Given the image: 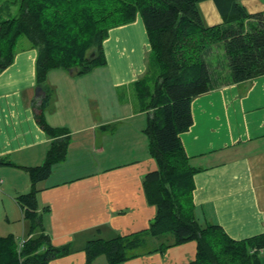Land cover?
I'll return each instance as SVG.
<instances>
[{
	"label": "crops",
	"instance_id": "crops-1",
	"mask_svg": "<svg viewBox=\"0 0 264 264\" xmlns=\"http://www.w3.org/2000/svg\"><path fill=\"white\" fill-rule=\"evenodd\" d=\"M240 4L264 23V0ZM198 7L207 26L222 23L212 0ZM25 43L16 46L12 64L0 72V236L16 241L26 232L16 198L30 190L19 167L41 165L51 143L35 118L41 95H35L37 50ZM216 48L203 57L216 81L192 100V125L179 138L190 164L200 169L192 192L197 221L217 224L241 241L264 233V76L232 83L224 50L214 53ZM103 50L105 65L87 75L55 69L46 76L54 97L45 122L66 129L70 139L64 160L36 185V202L51 245L72 243L73 248L48 264H88L83 248L95 235L140 232L156 213L142 187L143 176L157 168L144 134L151 111L133 100L150 51L140 16L110 29ZM117 147L127 159L98 168L96 158L109 163ZM86 161L94 164L92 170L76 168ZM71 165L74 169L67 170ZM195 254L196 243L190 241L122 264H190ZM91 264L107 262L100 256Z\"/></svg>",
	"mask_w": 264,
	"mask_h": 264
},
{
	"label": "trees",
	"instance_id": "trees-1",
	"mask_svg": "<svg viewBox=\"0 0 264 264\" xmlns=\"http://www.w3.org/2000/svg\"><path fill=\"white\" fill-rule=\"evenodd\" d=\"M19 1L17 15L11 18L9 6H0V72L12 64L21 37L37 50L35 86L43 93L35 118L51 143L41 165L19 167L30 181V190L16 198L26 232L21 248L12 235L0 236V264H48L72 252V243L51 245L36 202V185L64 160L70 139L66 129L45 122L44 112L54 97L46 76L61 69L79 77L104 66L103 42L109 30L134 22L138 15L150 51L137 96L141 109L151 111L144 134L157 166L143 176L142 187L156 213L140 232L106 239L94 234L83 248L86 262L104 255L107 264H122L194 241L196 254L190 264H261L258 252L264 249V233L234 241L219 225L197 221L192 192L193 176L200 169L190 164L179 135L192 125V100L212 90L203 59L207 51L222 45L232 83L264 76L262 16L249 14L241 0H212L222 19L214 26H207L199 11V3L206 0Z\"/></svg>",
	"mask_w": 264,
	"mask_h": 264
},
{
	"label": "rangeland",
	"instance_id": "rangeland-1",
	"mask_svg": "<svg viewBox=\"0 0 264 264\" xmlns=\"http://www.w3.org/2000/svg\"><path fill=\"white\" fill-rule=\"evenodd\" d=\"M19 4H20V1L19 0H0V6H9V11H10V15H9V17L11 18V17H14V16H16L17 15V12H18V8H19ZM7 16H5V18H6ZM25 42H29L26 38H24V37H21L20 38V40H19V42H18V46H23V45H26V43ZM223 50V47H222V45H219V48H216V49H213V51H214V53H216V52H221ZM207 52H209V51H207ZM206 52V53H207ZM205 53V54H206ZM225 60H226V57H225ZM227 62V61H226ZM222 77L224 76V75H221ZM149 80H151V78L149 79ZM214 81H216V78L214 77L213 79H211V83H214ZM148 85H149V88H151L152 87V82H148L147 83ZM133 100H135V102H136V104L137 105H139V106H141L140 105V100L138 99V97L137 96H133ZM118 144V143H117ZM120 148L121 147H117L116 149H112V154H113V157L111 158V160H110V162L108 163H104V161L103 160H100V158H96V160H97V165H98V168L99 167H106V166H111V165H115L116 163H119L120 161H122V160H125V159H127L126 158V156H125V154H121L120 155ZM91 161H92V158H91ZM89 162V161H86V162H82V163H79L78 165H80V167H76L77 169L78 168H80V169H82V168H84L85 167V169H87V170H92V168H93V166H94V164L92 163V162ZM67 168V170H72V169H74V167H73V165H71V166H67L66 167ZM67 172H69V171H67ZM20 240V239H19ZM102 257H104V255L103 256H101V258ZM261 257V258H260ZM105 258V257H104ZM264 259V255L263 256H259V260L260 261H262Z\"/></svg>",
	"mask_w": 264,
	"mask_h": 264
},
{
	"label": "water",
	"instance_id": "water-1",
	"mask_svg": "<svg viewBox=\"0 0 264 264\" xmlns=\"http://www.w3.org/2000/svg\"><path fill=\"white\" fill-rule=\"evenodd\" d=\"M40 93L42 94L43 92H42L41 88L37 87L35 89V95L38 96Z\"/></svg>",
	"mask_w": 264,
	"mask_h": 264
},
{
	"label": "built area",
	"instance_id": "built-area-1",
	"mask_svg": "<svg viewBox=\"0 0 264 264\" xmlns=\"http://www.w3.org/2000/svg\"><path fill=\"white\" fill-rule=\"evenodd\" d=\"M23 242H24V241H23V240H21V241L18 243V247H19V248H21V247H22V245H23Z\"/></svg>",
	"mask_w": 264,
	"mask_h": 264
}]
</instances>
